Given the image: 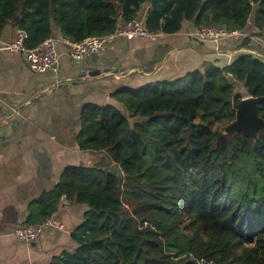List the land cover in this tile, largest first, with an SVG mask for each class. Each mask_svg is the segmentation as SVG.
Instances as JSON below:
<instances>
[{
	"label": "trees",
	"instance_id": "trees-1",
	"mask_svg": "<svg viewBox=\"0 0 264 264\" xmlns=\"http://www.w3.org/2000/svg\"><path fill=\"white\" fill-rule=\"evenodd\" d=\"M144 5L152 31L174 34L192 21L246 32L254 16V34L264 35V0H0V37L15 28L34 48L51 35L106 36ZM230 43L263 50L249 36L217 44ZM247 96H264V55L237 53L174 80L122 87L111 97L123 109L84 104L76 143L103 158L67 165L26 220L44 221L63 197L89 206L71 233L76 248L50 264H264V128L249 137L209 127L235 121Z\"/></svg>",
	"mask_w": 264,
	"mask_h": 264
},
{
	"label": "crops",
	"instance_id": "crops-1",
	"mask_svg": "<svg viewBox=\"0 0 264 264\" xmlns=\"http://www.w3.org/2000/svg\"><path fill=\"white\" fill-rule=\"evenodd\" d=\"M148 7L144 5L142 16ZM196 30L192 21H185L179 32L154 42L116 37L96 57L79 61L60 45L57 73H35L20 54L0 53V264H50L53 256L76 248L71 233L89 206L65 197L53 214L63 229L49 228L33 243L20 240L14 232L27 220L30 206L54 189L67 165L91 166L102 160L101 153L81 150L76 143L84 104L114 103L123 109L111 97L122 87L174 80L203 70L206 61L223 64L237 54L233 43L222 46L198 40L192 35ZM17 31L7 27L3 38L11 39ZM255 31L256 27L252 34ZM104 66L113 71L78 77L88 68Z\"/></svg>",
	"mask_w": 264,
	"mask_h": 264
},
{
	"label": "built area",
	"instance_id": "built-area-1",
	"mask_svg": "<svg viewBox=\"0 0 264 264\" xmlns=\"http://www.w3.org/2000/svg\"><path fill=\"white\" fill-rule=\"evenodd\" d=\"M165 33L162 31H152L146 23V16L140 15L129 21L120 22L114 33L106 36H91L82 41H74L64 36L51 35L41 44L34 48H28L25 41L28 35L23 31H17L11 39L0 37V53L9 52L20 54L31 70L35 73H57L61 67L60 45H65L73 60L79 61L92 55L100 54L106 44L116 37L127 39L140 38L146 41H156ZM195 38L205 42L219 43L234 37L245 36V32L230 31L214 23L203 25L192 34ZM253 42L264 50V35L250 34ZM251 52L262 55L257 50L242 48L235 53ZM64 225L54 215L47 217L44 221L28 224L26 221L20 222L14 234L26 243L36 242L40 236L49 228L63 229Z\"/></svg>",
	"mask_w": 264,
	"mask_h": 264
},
{
	"label": "water",
	"instance_id": "water-1",
	"mask_svg": "<svg viewBox=\"0 0 264 264\" xmlns=\"http://www.w3.org/2000/svg\"><path fill=\"white\" fill-rule=\"evenodd\" d=\"M96 57V55H93ZM96 64V62H95ZM127 70V69H126ZM113 70L110 66L102 68H88L78 74V77H93L102 74H109ZM77 80L76 83H79ZM264 101V96L254 97L247 96L243 98L237 107L236 120L228 125L224 133H240L245 136L256 137L260 128H264V119L259 115V104ZM108 169L113 170L117 175H120L121 170L116 168L112 163H109Z\"/></svg>",
	"mask_w": 264,
	"mask_h": 264
},
{
	"label": "rangeland",
	"instance_id": "rangeland-1",
	"mask_svg": "<svg viewBox=\"0 0 264 264\" xmlns=\"http://www.w3.org/2000/svg\"><path fill=\"white\" fill-rule=\"evenodd\" d=\"M254 15V14H253ZM253 18H254V16H252L251 17V20H250V23H249V27H248V29H247V31L245 32V36L244 37H247V36H249L250 34H252V30H253V23H252V21H253ZM240 49H242V48H240ZM240 49H237V50H240ZM248 49V48H247ZM237 90H239V91H241V92H244V90H243V88L240 86V85H238L237 86ZM243 94H245V93H243ZM131 122H133V120H131ZM196 122L198 123V124H200L199 125V128H202V127H204L203 126V124H202V121H201V117H199L197 120H196ZM232 122H230L229 120H222V121H214L213 123H211L210 125H209V127L212 129V130H217V131H224L225 130V128L228 126V125H230Z\"/></svg>",
	"mask_w": 264,
	"mask_h": 264
}]
</instances>
